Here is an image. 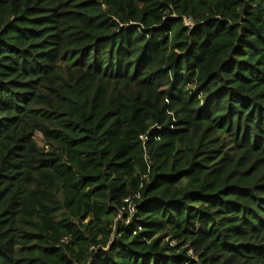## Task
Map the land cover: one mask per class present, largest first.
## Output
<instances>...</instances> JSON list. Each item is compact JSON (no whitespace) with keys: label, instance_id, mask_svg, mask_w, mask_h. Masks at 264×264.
Wrapping results in <instances>:
<instances>
[{"label":"trees","instance_id":"obj_1","mask_svg":"<svg viewBox=\"0 0 264 264\" xmlns=\"http://www.w3.org/2000/svg\"><path fill=\"white\" fill-rule=\"evenodd\" d=\"M0 264H264V0H0Z\"/></svg>","mask_w":264,"mask_h":264},{"label":"built area","instance_id":"obj_2","mask_svg":"<svg viewBox=\"0 0 264 264\" xmlns=\"http://www.w3.org/2000/svg\"><path fill=\"white\" fill-rule=\"evenodd\" d=\"M130 25H132V24H130ZM184 26L186 28H188L189 30H192L195 27V24H194V22L191 19H184ZM123 202L125 204H127V206H122L118 210V212L116 213L115 219L117 221L124 222V224H128V222L130 221V217L134 213L135 209H134L133 206L130 205L128 199H124ZM125 213H128V215L130 216V217H127L126 220L123 219Z\"/></svg>","mask_w":264,"mask_h":264},{"label":"rangeland","instance_id":"obj_3","mask_svg":"<svg viewBox=\"0 0 264 264\" xmlns=\"http://www.w3.org/2000/svg\"><path fill=\"white\" fill-rule=\"evenodd\" d=\"M35 141H36L40 146L43 145L42 142H41V138H40L39 135H36V136H35ZM116 222H117V220L114 218V219H113V224L115 225Z\"/></svg>","mask_w":264,"mask_h":264}]
</instances>
